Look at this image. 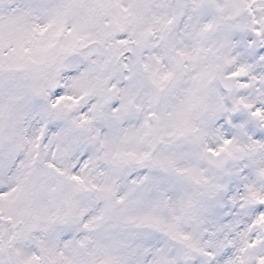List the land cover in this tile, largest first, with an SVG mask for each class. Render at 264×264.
I'll return each instance as SVG.
<instances>
[{"label": "snow or ice", "instance_id": "6c2138e0", "mask_svg": "<svg viewBox=\"0 0 264 264\" xmlns=\"http://www.w3.org/2000/svg\"><path fill=\"white\" fill-rule=\"evenodd\" d=\"M0 264H264V0H0Z\"/></svg>", "mask_w": 264, "mask_h": 264}]
</instances>
